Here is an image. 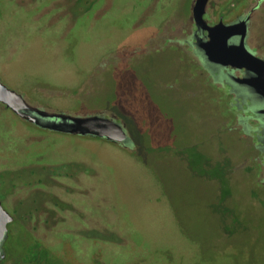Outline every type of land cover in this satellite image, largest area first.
<instances>
[{
	"label": "rangeland",
	"instance_id": "374dc122",
	"mask_svg": "<svg viewBox=\"0 0 264 264\" xmlns=\"http://www.w3.org/2000/svg\"><path fill=\"white\" fill-rule=\"evenodd\" d=\"M89 1L0 0V79L27 95L34 105L38 101L45 107L85 114L109 109L126 124L133 141L131 149L75 137L62 146H75L96 164L94 194L108 197L98 200V213L110 206L115 209V218L105 224L115 234H103L106 239L118 241L123 237L126 242L113 240L122 246L105 251L106 255L120 261L129 259L128 263L140 253L147 259L152 254L155 260H161L159 253L155 255L158 251L178 252L190 241L193 246L197 244L191 260L195 264L221 260L264 264V203L254 194L259 192L254 188V131L234 121L225 125L218 118V108L204 100L207 94L181 98L176 106L163 100L160 103L162 95L154 91L151 82L159 76L168 80L173 74L174 65H169L167 53L157 52L147 59L153 67L149 81L141 77L139 67L128 65L113 72V80L109 78L81 96L72 89L60 99L39 89L45 87L46 79L74 83L76 76L71 71L90 67L112 48L137 43L165 13L157 8L154 14H145V9L135 6L139 0H94L93 7L84 12ZM176 1L175 9L186 13L190 0ZM107 3L110 5L103 14L93 19L97 7L101 9ZM143 4H149L148 0ZM21 12H26L30 20ZM79 14L78 23L73 24ZM55 15L61 20L50 23ZM142 15L147 22L134 29ZM68 21L73 25L69 27ZM68 60L77 68H68L70 77L65 78ZM52 90L55 94L60 91L49 87L48 91ZM170 114L175 119H167ZM11 120H15L11 112L0 114L2 165L32 163L37 158L36 147L40 148L38 154L46 153L45 160L61 152L44 144L28 145L19 132L35 134L32 127ZM165 143L182 149L195 144L192 147L196 149L163 150ZM258 194L264 199V192ZM116 230L124 232L122 237ZM28 242L23 230L17 228L5 247L10 256H25ZM80 243H85L84 239H75L76 245ZM136 243L147 248L134 246ZM172 255L164 252L163 256L169 260Z\"/></svg>",
	"mask_w": 264,
	"mask_h": 264
},
{
	"label": "flooded vegetation",
	"instance_id": "af4514ba",
	"mask_svg": "<svg viewBox=\"0 0 264 264\" xmlns=\"http://www.w3.org/2000/svg\"><path fill=\"white\" fill-rule=\"evenodd\" d=\"M89 2L92 8L94 0ZM175 2L177 1L148 0L149 4H143V0H139L135 6H140L141 11L145 9V14H154L157 8L165 12L153 29L142 35L137 43L120 45L101 54L90 67L75 69L76 71L70 70L76 76L74 83L46 79L45 87L39 89L48 92L46 94L49 97L57 96L60 99H65L67 91L72 89L76 95L81 96L86 91L102 86L109 78L113 80L112 73L128 65L135 69L139 67L141 77L149 81L153 67L147 59L150 60L151 55L154 56L158 54L157 52L165 55L167 53L170 57L169 65H174L173 74L168 80H162L159 76L151 82L155 87L154 91H159L162 95L158 101L162 103L163 100L176 106L181 98L191 99L200 94H207L204 100L212 102L218 108V118L221 117L225 125L227 122L234 121L246 130L254 131V183H256L254 188L264 192V0H208L203 23H199L194 16L197 0H190L186 13L176 10ZM110 3L105 4L101 9L97 7L93 19L97 20ZM76 6L78 7V4ZM81 15L76 16L73 24L78 23L77 17ZM61 18L55 15L49 22H56ZM146 22L142 15L133 28ZM73 24L69 23V27ZM219 25L221 30L216 28ZM229 25L235 26L233 29L235 33L227 38V44L229 46L243 45L254 55L253 68L226 63L227 58L223 56L224 49L221 47V41L220 47H212V36L219 33V37L223 39L225 27ZM213 48L215 53L212 57L210 49ZM74 67L77 68L75 65ZM68 71L67 69L63 71L65 78L70 77ZM249 79H254V85L247 82ZM49 87L58 88L60 91L55 94L53 90L48 91ZM69 96L73 95L69 94ZM24 97L32 102L27 95ZM35 104L52 111L65 113L74 111H60L52 105L45 107L38 104V101ZM4 111L14 115L15 120L10 122L19 121L30 125L35 132L26 136L14 127L19 132L21 140L24 139L28 145L44 144L50 149L56 148L61 152L45 160L43 158L46 153L38 154L40 148L36 147L37 158L30 164L23 161L10 165L0 163V202L13 216V220L7 226L0 264H171L174 262L195 264L191 260L192 257L195 258L194 251L197 244L193 246L190 241L187 248L182 247L178 252L158 251L155 255L158 256L159 253L161 260H155L152 254L147 259V255L143 256L140 253L135 260L128 263L129 259L120 261L105 253L122 246L115 245L114 241L119 244L126 242L122 237L124 232L121 230H116L122 237L118 241L114 238V241L106 239L103 234L105 232L115 234L114 229H109L105 225H109L108 221L115 218V209L110 206L98 213L100 211L98 200H107L108 197H99L94 194L96 164L89 155L77 150L75 146L63 148L70 139H73L71 137H75L76 140L91 138L131 149L133 141L126 124L128 139L124 143H115L97 136L42 128L18 116L7 105L0 102V114ZM74 113L75 115L85 114L80 110ZM91 113L110 116L115 112L100 108ZM166 117L175 119L174 114ZM174 145L165 143L162 145L163 150H180L181 152V150L196 149L195 144L192 145L194 147L189 146L183 149L180 145ZM1 159L5 158L0 157V161ZM258 193H254L256 198L259 197L258 199L264 203V199ZM11 228H13L12 231ZM17 228L23 230L25 237L29 240L25 256H20L18 253L10 256L5 247ZM78 238L84 239L85 243L76 245L75 239ZM136 245L147 248L141 243L134 244ZM164 252L171 255L174 253V255L166 260L163 256ZM117 253H121V249H118ZM198 264L202 263L198 261ZM214 264L234 263L230 260H221Z\"/></svg>",
	"mask_w": 264,
	"mask_h": 264
},
{
	"label": "water",
	"instance_id": "95a60500",
	"mask_svg": "<svg viewBox=\"0 0 264 264\" xmlns=\"http://www.w3.org/2000/svg\"><path fill=\"white\" fill-rule=\"evenodd\" d=\"M208 0H197L194 7V16L199 23L204 22L205 7ZM219 25L216 27L220 29ZM235 26L225 27V37L221 39L219 33L212 36V47L218 46L224 49L223 56L227 58L226 63L235 65H245L249 68L254 67V55L246 50L243 45L229 46L227 38L234 34ZM210 56H214V48L210 49ZM254 85V79L247 81ZM0 102L4 103L18 116L35 123L42 128L61 131L71 134L92 135L105 138L115 143H124L128 139L125 123L118 119L116 114L105 116L99 113L75 115L71 113L52 111L29 102L23 94L8 87L0 79ZM13 220V216L4 208L0 202V254L3 241L7 235L8 223Z\"/></svg>",
	"mask_w": 264,
	"mask_h": 264
},
{
	"label": "trees",
	"instance_id": "16d2710c",
	"mask_svg": "<svg viewBox=\"0 0 264 264\" xmlns=\"http://www.w3.org/2000/svg\"><path fill=\"white\" fill-rule=\"evenodd\" d=\"M88 4V8H85L84 9V12H88L90 9H91V6H90V4H89V2L87 3ZM81 12V11H80ZM20 14H22L24 17H26V18H28V21L30 20V16L26 13V12H21ZM25 22H27V21H25ZM29 22H28V26H29ZM42 24V23H41ZM75 24H77V23H75ZM55 31H56V29H55ZM61 59H63V58H61ZM60 58H58V60H61ZM68 64V67L66 68L67 70H70V69H68V68H74L73 66H74V64H71V62L68 60V62H66L65 63V65H67Z\"/></svg>",
	"mask_w": 264,
	"mask_h": 264
}]
</instances>
